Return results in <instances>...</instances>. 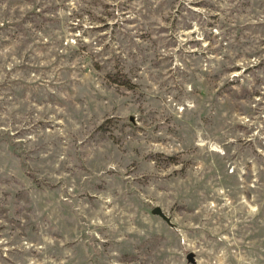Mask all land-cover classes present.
I'll list each match as a JSON object with an SVG mask.
<instances>
[{"label":"rangeland","instance_id":"374dc122","mask_svg":"<svg viewBox=\"0 0 264 264\" xmlns=\"http://www.w3.org/2000/svg\"><path fill=\"white\" fill-rule=\"evenodd\" d=\"M189 254L264 264V0H0V264Z\"/></svg>","mask_w":264,"mask_h":264},{"label":"water","instance_id":"95a60500","mask_svg":"<svg viewBox=\"0 0 264 264\" xmlns=\"http://www.w3.org/2000/svg\"><path fill=\"white\" fill-rule=\"evenodd\" d=\"M152 214L153 215H157V216H160L161 218H163L167 223H169V220L168 218L161 212V210L159 208H155L153 211H152ZM187 259L190 263L192 264H195V260L193 258V255L192 254H189L187 256Z\"/></svg>","mask_w":264,"mask_h":264}]
</instances>
